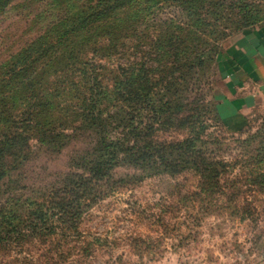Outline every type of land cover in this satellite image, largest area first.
Segmentation results:
<instances>
[{"label":"trees","instance_id":"16d2710c","mask_svg":"<svg viewBox=\"0 0 264 264\" xmlns=\"http://www.w3.org/2000/svg\"><path fill=\"white\" fill-rule=\"evenodd\" d=\"M13 1L0 0V13ZM27 1L39 28L0 62V183L30 160L34 145L59 153L72 139L89 142L46 187L17 182L0 192V255L40 245L46 264H58L52 254L62 257L80 235L87 210L136 179L193 170L216 186L221 169L202 148V122L178 115L180 103L171 115L158 94L169 65L210 61L225 35L258 15H245L251 5L244 1L240 19L222 32L228 19L214 9L227 11L229 0ZM162 8L175 15L158 18ZM169 129L188 134L160 138ZM125 167L143 175L112 179Z\"/></svg>","mask_w":264,"mask_h":264},{"label":"rangeland","instance_id":"374dc122","mask_svg":"<svg viewBox=\"0 0 264 264\" xmlns=\"http://www.w3.org/2000/svg\"><path fill=\"white\" fill-rule=\"evenodd\" d=\"M229 1L227 11L214 9L228 19L219 26L222 32H230L240 19L237 7L244 1L251 5L244 8L245 15L258 18L225 35L210 61L189 69L183 59L178 69L169 65L165 89L158 94L171 115L180 103L178 115L188 113L202 122V148L215 156L221 169L216 186H207L213 182H203L193 170L136 179L87 210L80 235L69 239L62 257L52 254L58 264H259L264 259V101L252 105L242 124L232 127L217 116L215 98L222 85L218 56L264 22V0ZM36 13L35 4L27 0H15L0 13V62L33 37L39 28ZM174 15L171 8L158 12L163 19ZM172 129L159 132L160 138L188 134ZM88 142L85 137L72 139L59 153L34 145L30 160L0 183V192L17 182L29 189L46 187L67 172L71 157ZM134 173L143 175L125 167L115 170L112 179ZM42 250L40 245L11 249L0 255V264H46Z\"/></svg>","mask_w":264,"mask_h":264},{"label":"crops","instance_id":"0c3cea01","mask_svg":"<svg viewBox=\"0 0 264 264\" xmlns=\"http://www.w3.org/2000/svg\"><path fill=\"white\" fill-rule=\"evenodd\" d=\"M218 65L222 83L215 94L218 114L226 124L239 127L247 110L264 101V22L221 51Z\"/></svg>","mask_w":264,"mask_h":264}]
</instances>
